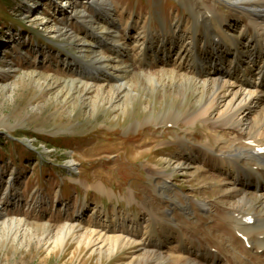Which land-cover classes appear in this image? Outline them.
Masks as SVG:
<instances>
[{"label": "bare ground", "instance_id": "bare-ground-1", "mask_svg": "<svg viewBox=\"0 0 264 264\" xmlns=\"http://www.w3.org/2000/svg\"><path fill=\"white\" fill-rule=\"evenodd\" d=\"M180 1L191 15L189 32L180 20L160 29L139 28L135 19L123 23L110 0H68L60 7L82 31L43 21L63 48L74 51L61 56L65 75L49 78L59 94L77 90L91 102L122 108L137 88L189 92L195 101L185 111L168 109L129 129L200 122L207 131L203 143L191 142L186 133L179 136L175 155L163 166H148L142 200L134 188L117 195L104 183L93 185L110 199L119 196L130 207L136 203L140 212L118 210V204L112 213L105 206L91 209L85 200L78 214L48 237L56 247L72 240L101 255L125 249L129 257L120 264L150 259L153 264H264V0ZM174 172L215 181L229 199H198L174 184ZM89 212L93 220L88 221ZM0 219L8 232L21 230V220H5L2 212Z\"/></svg>", "mask_w": 264, "mask_h": 264}, {"label": "rangeland", "instance_id": "rangeland-1", "mask_svg": "<svg viewBox=\"0 0 264 264\" xmlns=\"http://www.w3.org/2000/svg\"><path fill=\"white\" fill-rule=\"evenodd\" d=\"M67 1L0 0V212L5 220L17 218L23 223L21 232L13 233L0 224V264H120L129 257L125 249L101 255L80 249L72 240L66 247H56L48 236L55 237L85 200L91 209L105 206L112 213L118 204V210L140 212L136 203L130 207L124 198L110 199L93 185L104 183L117 195L134 188L142 200V187L149 184L148 166H163L175 155L179 136L186 133L191 142L207 140L200 122L193 127L169 124L143 129L135 124L129 129L168 109L185 111L195 101L189 92L176 95L137 88L134 98H124L125 110L104 100L91 102L77 90L59 94L48 84L50 76L65 75L61 56L74 51L63 48L43 21L82 31V25L73 18L68 21L60 9ZM110 1L123 23L135 19L139 28H172L175 20L188 25L186 32L193 26L186 21L191 15L180 0ZM70 161L75 163L72 169ZM174 174V184L198 199H229L215 181ZM85 219L93 220V214ZM153 263L150 259L136 264Z\"/></svg>", "mask_w": 264, "mask_h": 264}]
</instances>
